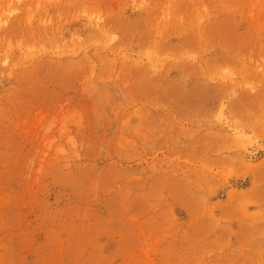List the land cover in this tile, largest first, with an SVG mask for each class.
I'll use <instances>...</instances> for the list:
<instances>
[{
    "label": "rangeland",
    "instance_id": "374dc122",
    "mask_svg": "<svg viewBox=\"0 0 264 264\" xmlns=\"http://www.w3.org/2000/svg\"><path fill=\"white\" fill-rule=\"evenodd\" d=\"M0 264H264V0H0Z\"/></svg>",
    "mask_w": 264,
    "mask_h": 264
}]
</instances>
